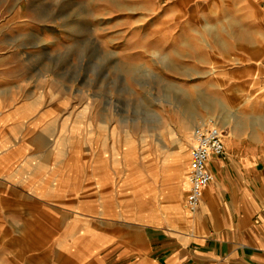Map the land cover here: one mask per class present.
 <instances>
[{
  "label": "crops",
  "instance_id": "0c3cea01",
  "mask_svg": "<svg viewBox=\"0 0 264 264\" xmlns=\"http://www.w3.org/2000/svg\"><path fill=\"white\" fill-rule=\"evenodd\" d=\"M146 2L163 23V60L186 71L172 82L228 108L245 101L242 124L220 129L225 154L209 160L197 209L185 205L191 141L182 167L158 163L145 181L135 161L106 169L89 145L76 189L69 146L42 140L58 111L44 113L36 92L12 96L0 65V264H264V0Z\"/></svg>",
  "mask_w": 264,
  "mask_h": 264
},
{
  "label": "rangeland",
  "instance_id": "374dc122",
  "mask_svg": "<svg viewBox=\"0 0 264 264\" xmlns=\"http://www.w3.org/2000/svg\"><path fill=\"white\" fill-rule=\"evenodd\" d=\"M152 8L146 0H0V65L17 83L11 94L36 92L44 113L58 111L46 117L42 140L52 150L69 146L62 155L71 158L76 189L89 145H101L106 169L135 161L145 181L153 165L183 164L195 128L214 125L226 136L228 120L242 124L244 100L228 108L172 82L186 71L163 60V23L148 18Z\"/></svg>",
  "mask_w": 264,
  "mask_h": 264
},
{
  "label": "built area",
  "instance_id": "2783aa9c",
  "mask_svg": "<svg viewBox=\"0 0 264 264\" xmlns=\"http://www.w3.org/2000/svg\"><path fill=\"white\" fill-rule=\"evenodd\" d=\"M225 146L219 129L214 125L197 127L191 135L189 166L186 173V209L193 213L201 200L202 192L212 180L208 163L211 157H222Z\"/></svg>",
  "mask_w": 264,
  "mask_h": 264
},
{
  "label": "bare ground",
  "instance_id": "6f19581e",
  "mask_svg": "<svg viewBox=\"0 0 264 264\" xmlns=\"http://www.w3.org/2000/svg\"><path fill=\"white\" fill-rule=\"evenodd\" d=\"M71 30H72V28H71ZM218 128V127H217Z\"/></svg>",
  "mask_w": 264,
  "mask_h": 264
}]
</instances>
